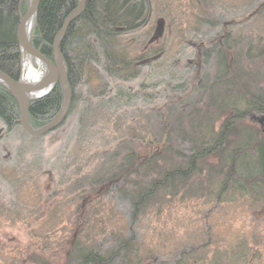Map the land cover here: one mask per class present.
<instances>
[{"label":"rangeland","instance_id":"1","mask_svg":"<svg viewBox=\"0 0 264 264\" xmlns=\"http://www.w3.org/2000/svg\"><path fill=\"white\" fill-rule=\"evenodd\" d=\"M21 3L27 7L20 12L24 15L29 0ZM258 6L259 0H154L145 26L125 42L131 56L145 50V58L137 59L138 75L126 83L135 95L128 106L115 109L114 104L94 100L88 107L79 100L59 126L37 137L22 135L20 129L8 132L0 122V219L6 221L0 224V264H40L36 256L30 257L32 252L40 253L46 264H62L67 250L62 243L74 226V203L83 202L80 197L86 193L91 195L85 183L89 172H95L97 157L136 130V137L145 136L144 130L150 133L156 111L143 118L136 111L144 107L149 113L158 105L168 106L171 96L186 93L185 84L198 91V102L192 114L188 108L180 111L176 135L195 137L207 128L216 133L224 120L232 119L226 137L232 149L246 132L259 133L247 104L263 96L259 90L264 87V19L253 13ZM222 18L232 21L231 70L218 72L217 59L204 60V68L198 69V45L207 48V40L223 31ZM237 44L244 52L235 49ZM90 80L94 86L99 82L94 75ZM143 83L151 86L142 91ZM229 97L233 105L226 103ZM124 112L135 117L128 120ZM210 159L216 164L215 158ZM200 168L201 174L178 191L161 193L141 206L134 223L136 241L127 253L130 262L123 264H264L262 181L251 197L229 187L217 201L220 187L216 189L226 171L209 169L207 164ZM103 195L82 210L89 226L82 233V244L100 242L107 247L114 237L128 236L127 203ZM20 216L27 219L23 222Z\"/></svg>","mask_w":264,"mask_h":264},{"label":"trees","instance_id":"2","mask_svg":"<svg viewBox=\"0 0 264 264\" xmlns=\"http://www.w3.org/2000/svg\"><path fill=\"white\" fill-rule=\"evenodd\" d=\"M153 2L154 0H85L83 11L69 23L59 44L68 67L72 92L69 112L77 106L79 100L88 107L95 100L97 103L114 104L115 109L123 105L128 106L135 100V95L128 89L126 83L138 75L140 64L137 59L145 58V50L142 48V54L131 56L127 46L129 44L126 45L125 42L128 41V37H133L145 26ZM77 4L78 0H39L30 33V43L47 58L52 59L53 38L66 16ZM18 5L19 0H0V69L14 79L20 74V50L16 35L19 23ZM26 8V5L21 3L20 12L24 13ZM253 13H259L264 19V0H259V6ZM220 32H217L215 39L207 40V52L217 53L222 65L223 56L220 57V54H223L224 50L216 41L221 33L222 35L224 33ZM135 43L139 44V41ZM235 49L244 52L242 44H237ZM210 53L207 54V62L211 60ZM210 68L208 66V69ZM221 71L222 69L218 70ZM92 75L99 80L95 86L90 82ZM142 85V91L151 86L149 83ZM184 87L186 93L182 97L172 98L171 93L173 95L174 92L167 95L172 99L167 103L170 105L176 102L174 106L161 104L156 106L158 111L151 108L148 113L144 107L136 111L135 115L139 118L147 114L152 115L153 111H156L157 121L150 133L144 130L145 136L136 137L138 133L136 130L131 136L121 138L116 145L101 152L97 157L95 172L93 174L89 172L88 182L85 183L87 192L91 195L89 197L87 193L85 196L82 195L80 199L84 201L80 203L81 205L74 203L72 211L74 226L69 239H64L62 243L67 249L62 264L130 262L127 253L133 250V242L136 241L134 223L141 212V206H146L161 193L178 191L182 184L201 174L202 165L207 164L209 169L213 167L226 171L224 177L220 178V186L216 189L218 191L220 187V191L216 193L217 201L229 187L243 194L247 193L248 197L258 192L261 181L264 187V141L259 140L255 132L251 130L247 132L245 140L232 149L228 148L226 138L230 128L228 120L222 122L216 133L213 128H207L195 137H190L186 133L175 134L177 132L175 120L180 116V111L188 108L192 114L197 100L196 93L191 87L186 84ZM109 91L112 94L107 95ZM259 91H263V96H259V109L264 110V87ZM190 93L193 94L192 98L189 96ZM62 100L63 90L60 81H57L46 95L30 99L28 109L30 125L37 128L47 124L59 112ZM124 115L128 120L135 117L134 113L131 115L124 112ZM19 117L17 99L0 85V122L5 126V130L11 132L20 129L24 135ZM141 147L145 149V153L141 152ZM210 158H215L216 164L212 163ZM216 176L218 175L215 174ZM75 182L80 181L75 179ZM199 186L201 187V184ZM216 191L213 189V192ZM101 194H111L118 201L127 203L126 213L130 220L128 236L114 237L111 245L107 247L100 242L82 244V233L89 227L82 210L94 202L95 198L100 199ZM20 218L24 222L27 216ZM2 222L6 223L4 219H0V224ZM37 254L32 252L30 257L36 256L35 261L46 264L41 254Z\"/></svg>","mask_w":264,"mask_h":264},{"label":"water","instance_id":"3","mask_svg":"<svg viewBox=\"0 0 264 264\" xmlns=\"http://www.w3.org/2000/svg\"><path fill=\"white\" fill-rule=\"evenodd\" d=\"M21 1L19 0L18 5L19 23L16 29L20 50V74L17 79H14L0 69V85L4 86L17 99L20 108L19 123L21 128L31 136H41L59 126L69 110L72 92L68 78V67L59 44L69 23L83 11L85 0H78L77 6L69 12L61 28L55 34L52 42V59L39 52L29 41L39 0H29V7L24 15L20 14ZM26 24H29L27 30H25ZM25 55L43 63L44 76L38 81H28L22 78V61ZM57 81H60L63 90V100L59 112L47 124L37 128L32 127L28 121L29 100L47 94Z\"/></svg>","mask_w":264,"mask_h":264},{"label":"flooded vegetation","instance_id":"4","mask_svg":"<svg viewBox=\"0 0 264 264\" xmlns=\"http://www.w3.org/2000/svg\"><path fill=\"white\" fill-rule=\"evenodd\" d=\"M231 24H232V21H230L229 23H227V21H225L224 29H223L224 33H223V35L221 33L219 38L216 40L217 44H219V46L222 47L223 50H224V53L220 54V57L223 56L222 57L223 58V62L222 63H224V64H223L222 68H221V65L216 66V67H217L218 70L222 69L225 73L230 72V70H231L230 57H231V54L233 52L232 51L233 50V45L229 44V41H231V39H230L231 35H230V30L228 29V27L231 28ZM227 37H229V39ZM207 50L208 49L206 47L204 48L203 46L200 47L198 45V52H196V58L198 60V63H197L198 69H203L204 68L205 63L203 61L204 60L207 61V58H208L207 54L210 53V52H207ZM209 58H211L212 61L214 59L219 60V55L217 53L213 52V53H210V57ZM220 60H221V58H220ZM206 66L208 68L209 64L206 65ZM195 77L198 79V81H197L198 83L197 84L199 85L200 81H201L200 77H199V73H198V77L197 76H195ZM197 89H199V88L197 87ZM196 94L198 95V91H196ZM234 100H236V98ZM239 100H240V97H239ZM240 101H242V100H240ZM197 102H198V100L195 101L196 104H197ZM226 103H229V105H233L232 104V97H229L228 101L226 100ZM247 104H250V107H251L250 111H249L250 112L249 116L251 118L250 121H254V123L259 125V128L258 127L256 128L259 131V133H256L257 136L259 135V137H257V138L259 140H263L264 141V110H260L259 109V98L258 97L252 98V100L247 101ZM246 112H247V110H246ZM252 114H253V116H252ZM254 114H255V116H254ZM235 115H237V114L235 113ZM231 120H228L229 127L231 126ZM257 130H255V131H257ZM229 131H230V128H229ZM27 135H29V134H27ZM246 135H247V132L245 133L244 138H242L243 141L245 140ZM1 136L2 135L0 134V138H1ZM29 136H31V135H29ZM32 137H37V136H32Z\"/></svg>","mask_w":264,"mask_h":264},{"label":"bare ground","instance_id":"5","mask_svg":"<svg viewBox=\"0 0 264 264\" xmlns=\"http://www.w3.org/2000/svg\"><path fill=\"white\" fill-rule=\"evenodd\" d=\"M26 27L25 30L28 29L29 24H26ZM43 76H44L43 63L40 60H35L29 57L28 55H25L22 61V78L28 81H38Z\"/></svg>","mask_w":264,"mask_h":264}]
</instances>
